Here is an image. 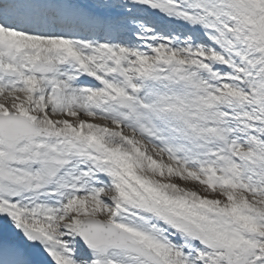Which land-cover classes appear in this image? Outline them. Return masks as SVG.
<instances>
[{"label":"snow or ice","instance_id":"obj_1","mask_svg":"<svg viewBox=\"0 0 264 264\" xmlns=\"http://www.w3.org/2000/svg\"><path fill=\"white\" fill-rule=\"evenodd\" d=\"M0 264H264V0H0Z\"/></svg>","mask_w":264,"mask_h":264}]
</instances>
